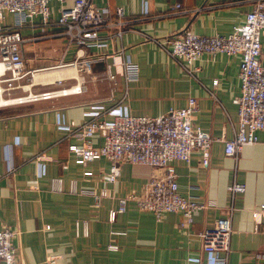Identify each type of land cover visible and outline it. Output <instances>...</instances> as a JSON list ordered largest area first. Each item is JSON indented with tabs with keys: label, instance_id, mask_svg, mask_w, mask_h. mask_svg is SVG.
Masks as SVG:
<instances>
[{
	"label": "crops",
	"instance_id": "1",
	"mask_svg": "<svg viewBox=\"0 0 264 264\" xmlns=\"http://www.w3.org/2000/svg\"><path fill=\"white\" fill-rule=\"evenodd\" d=\"M92 1L107 9L109 23L118 19L116 10L121 9L128 21L122 33L116 35L120 27H104L101 33L109 35L104 47L76 46L52 24L63 5L50 1L51 24L43 26L35 17L34 24L21 30L24 69H36L31 84L28 90L17 87L6 96L12 100L28 91L55 94L0 104V229L12 231L10 242L20 264H209L199 233L211 227L229 206L234 211L226 263L264 264V220L257 223L251 216V210L264 203V130L257 132L256 143L244 145L236 157L224 155V141L236 130L237 109L232 101L240 89V55L204 54L193 62L195 71L190 76L159 45L144 37L169 39L185 28L200 36L227 35L244 22L251 1ZM176 4L180 8L173 11ZM12 20L7 13L0 26L10 25ZM122 53L139 69L123 102L131 115L157 117L186 106L188 98L194 97L198 107L192 123L213 138L206 167L201 166L198 150L192 151L188 162L171 163L180 194L216 203L214 208L195 211L187 230L177 227L179 213L167 212L157 221L153 213L139 210L130 199L150 179L151 167L120 163L115 181L110 182L104 176L110 168L107 159L81 165L67 150L69 144L80 145L81 141L63 125L82 124L89 119L86 112L91 105L110 107L121 97V87L113 86L105 69L110 66L120 82ZM77 56L101 59L92 63L89 74L57 66ZM260 60L264 66V42ZM42 75L45 78H39ZM19 85L26 86L24 79ZM77 85L83 88L81 93L71 91ZM101 144L98 136L90 139L93 147ZM39 162L42 175L37 174ZM84 171L92 174L85 176ZM53 179H61L60 186ZM70 180L78 190L99 194L100 203L94 205L87 193L71 192ZM233 182L241 183L245 190L231 197L228 186ZM121 201L124 211L110 221L109 211L117 209ZM110 243L118 248L108 249Z\"/></svg>",
	"mask_w": 264,
	"mask_h": 264
},
{
	"label": "built area",
	"instance_id": "2",
	"mask_svg": "<svg viewBox=\"0 0 264 264\" xmlns=\"http://www.w3.org/2000/svg\"><path fill=\"white\" fill-rule=\"evenodd\" d=\"M50 1H57L63 5L60 7L56 21L52 24L61 28V33L67 40L79 47H104L109 35L101 33V30L104 27H120L122 30H117L116 33L120 35L128 22L123 19L121 9L116 10L118 19L115 22H107L105 20L107 9L95 6L92 0H0V21L7 13L13 18L10 25L0 26V97L17 87L28 90L29 84L24 86L19 85V82L32 78L36 69H24L21 56V43L24 40L21 30L26 25L34 24L35 17L40 18L43 26L51 24L48 6ZM250 1L252 6L246 13L244 22L234 26L227 35L200 36L189 28L169 39L144 35L147 41L159 45L173 63L190 76H193L195 71L193 62L204 54L240 55L238 72L240 89L238 96L232 101L237 109L236 130L232 138L224 141V155L229 157H236L244 145L256 143L257 132L264 130V66L260 60L264 42V0ZM67 2L69 5L64 6ZM172 8L175 11L180 5L176 4ZM79 51L81 48L76 53ZM123 57L120 82L116 80L110 66L105 69V76L113 86L121 87V97L110 107H106L103 103L91 105L90 110L86 112L89 119L82 124L63 125L62 128L71 136L81 141L80 145L69 144L67 150L74 156L75 163L81 165L100 158L107 159L110 168L104 176L110 182L115 181L120 163L151 167L153 173L150 179L140 193L131 196L130 199L135 201L139 210L153 213L157 221L167 212L179 213L177 227L187 230L193 222L192 215L195 211L214 208L216 203L212 199L200 201L196 197L180 194L171 163L175 160L188 162L192 151L198 150L201 153V166L206 167L209 163L213 138L208 132L192 123V116L198 107L194 97L188 98L186 106L171 108L157 117L131 115L123 102L127 98L130 83L138 79L139 69L127 56L123 55ZM98 59L101 58L82 59L77 56L72 61L58 63L57 66L73 67L80 73L89 74L92 63ZM212 84L215 86L217 80H213ZM82 90L79 85L71 89L74 93H81ZM60 93L66 91L61 90ZM54 94L51 91L41 93L28 91L27 94L12 100L22 103L47 99ZM93 136L102 139L100 146L90 145ZM43 173L42 163L39 162L37 174ZM83 174L89 176L92 172L84 171ZM53 182L60 186L61 179H53ZM69 190L87 193L92 196L94 205L100 203L99 194L78 190L74 180H70ZM244 190L245 187L241 183L233 182L228 186L231 197ZM122 203L121 201L117 209L109 211L110 221L114 220L116 213L124 211ZM233 211V206L224 209L211 227L199 233L202 250L210 258L209 264H227L226 255L232 233ZM251 216L257 223L262 222L264 203L252 209ZM11 232L6 227L0 229V264H20L17 251L10 242L13 235ZM107 248L115 250L118 245L110 243ZM221 252L224 253L223 256L219 255Z\"/></svg>",
	"mask_w": 264,
	"mask_h": 264
},
{
	"label": "rangeland",
	"instance_id": "3",
	"mask_svg": "<svg viewBox=\"0 0 264 264\" xmlns=\"http://www.w3.org/2000/svg\"><path fill=\"white\" fill-rule=\"evenodd\" d=\"M44 75H45V74H44ZM44 75L40 76L39 78H41V77L45 78ZM27 78H28V77H27ZM31 80H32L31 77H29V80H28V81L24 79V84H25V85L31 84ZM25 94H27V92H24V94H21V95H19V96H22V95H25ZM2 97L5 98L6 100H11V99H9V98H10L9 96H6V94H3ZM12 102H13V101H12ZM12 102H11V103H12Z\"/></svg>",
	"mask_w": 264,
	"mask_h": 264
},
{
	"label": "bare ground",
	"instance_id": "4",
	"mask_svg": "<svg viewBox=\"0 0 264 264\" xmlns=\"http://www.w3.org/2000/svg\"><path fill=\"white\" fill-rule=\"evenodd\" d=\"M35 75L36 74H34V76H33V81H34V77H35ZM0 98H2L1 100H0V104H9V103H11L13 100H6V99H4L3 97H0Z\"/></svg>",
	"mask_w": 264,
	"mask_h": 264
}]
</instances>
